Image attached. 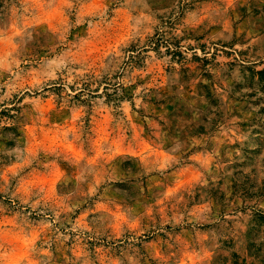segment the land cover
I'll return each mask as SVG.
<instances>
[{
  "label": "rangeland",
  "instance_id": "374dc122",
  "mask_svg": "<svg viewBox=\"0 0 264 264\" xmlns=\"http://www.w3.org/2000/svg\"><path fill=\"white\" fill-rule=\"evenodd\" d=\"M263 68L264 0H0V264H264Z\"/></svg>",
  "mask_w": 264,
  "mask_h": 264
},
{
  "label": "trees",
  "instance_id": "16d2710c",
  "mask_svg": "<svg viewBox=\"0 0 264 264\" xmlns=\"http://www.w3.org/2000/svg\"><path fill=\"white\" fill-rule=\"evenodd\" d=\"M149 41H150V45L153 46V48H156L157 45H158V40H153V37H149ZM174 46H176L177 44L174 43L173 44ZM132 50V49H131ZM166 50L167 51H171L170 50V47L169 46H166ZM133 51V50H132ZM172 53H178L180 55V52L179 51H174L172 50ZM259 75H260V78L261 79H264V68L261 69V70H257L256 71ZM85 78L84 80L81 81V79L77 82H81L82 83V86H79V87H76L74 85H70L71 87V90L74 91V89H78L77 91L75 90L74 91V94H72V97L74 98H77V99H80V96L83 95V94H89L91 95V92L94 91V90H97V89H91L90 88V85L93 83V82H96L98 84H102L103 83V92L108 96L110 97V94L107 93L105 90L107 89L109 82L106 81L107 78L104 76L103 77V80L102 79H96L94 77V73L93 71L91 73H86L84 74ZM105 80V81H104ZM114 85V89H113V92H114V96L113 98H117V99H122V98H125V97H128L127 93H126V88L122 85H120V83H116L113 84ZM64 88V83L63 82H58V81H55L54 84L52 86H50V90H52L54 93H56L57 95H60L62 89ZM121 90L120 92H118L117 90ZM151 99H153L154 102H161V99H158V98H155L154 96H151Z\"/></svg>",
  "mask_w": 264,
  "mask_h": 264
}]
</instances>
